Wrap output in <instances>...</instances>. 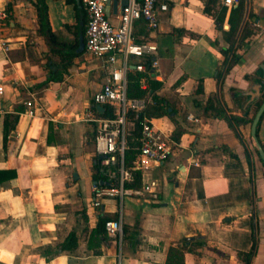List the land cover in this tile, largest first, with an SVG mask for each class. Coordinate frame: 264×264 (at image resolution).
Wrapping results in <instances>:
<instances>
[{
    "label": "crops",
    "instance_id": "crops-1",
    "mask_svg": "<svg viewBox=\"0 0 264 264\" xmlns=\"http://www.w3.org/2000/svg\"><path fill=\"white\" fill-rule=\"evenodd\" d=\"M122 1L107 5L114 24ZM0 8L8 14L0 26V264H166L171 250L182 251L183 264H244L239 254L252 249L249 264H264V165L251 136L264 93V0L233 8L158 0V28L136 22L135 38L156 51L128 59L127 95L142 91L141 116L164 133L171 155L126 183L142 190L153 181V193L99 206L92 187L107 182L93 154L94 124L84 119L112 109L92 101L105 71L84 50L83 0H0ZM226 116L238 121L230 126ZM129 120L127 165L140 135ZM256 137L264 145V113ZM119 217L121 243L100 223ZM69 235L74 245L58 250Z\"/></svg>",
    "mask_w": 264,
    "mask_h": 264
},
{
    "label": "built area",
    "instance_id": "built-area-1",
    "mask_svg": "<svg viewBox=\"0 0 264 264\" xmlns=\"http://www.w3.org/2000/svg\"><path fill=\"white\" fill-rule=\"evenodd\" d=\"M112 0H83L86 14L84 30L85 52L102 62L105 71L102 86L92 96L94 105L107 106L112 109L111 116L102 117L90 111L85 113V121L95 127L93 154L98 164L99 175L106 180L107 185H93V205L99 206L104 198H116L125 195H142L143 191L153 193L155 182L143 185L142 190H133L126 186L132 180L135 171L144 173L150 168L163 165L171 155V144L164 133L156 129L141 113L145 109L144 99L131 98L127 95L128 59H142L155 53L156 46L144 39L137 42L134 36L137 21H144L149 33L154 32L159 25L157 12L158 0H125L121 6L116 24L112 23L106 12L107 5ZM240 0H222L226 8H233ZM8 14L0 8V26ZM122 63L116 65L118 55ZM146 64L138 63L135 70L145 72ZM149 68H156L157 61L151 60ZM1 92V90H0ZM26 113L33 115V105L26 103ZM140 122L137 155L131 165L126 163V153L129 150L131 127L129 116ZM192 120V117H188ZM112 173V174H111ZM115 174L117 177L115 179ZM107 236L121 243L123 239V224L121 217L104 222Z\"/></svg>",
    "mask_w": 264,
    "mask_h": 264
},
{
    "label": "trees",
    "instance_id": "trees-1",
    "mask_svg": "<svg viewBox=\"0 0 264 264\" xmlns=\"http://www.w3.org/2000/svg\"><path fill=\"white\" fill-rule=\"evenodd\" d=\"M38 2L41 4L42 0H38ZM39 12H40V19H41V21L44 22V19H45L44 12L45 11H44V8L41 7V5H40V8H39ZM135 40L137 42H139L136 38H135ZM227 69L228 68H226V70ZM257 87L262 88L263 87V84L260 82L259 84H257ZM133 90H134V93H133L134 97H136V98H141L142 97V94H143L142 91H140L137 88H134ZM263 100H264V93L262 95V100H260V101L257 102V105H256L257 106V109L259 108V106H260V104L262 103ZM109 116H111V114ZM225 119L228 121V123H229L230 126H232V122H237L238 121V118L235 117V116H229V117L226 116ZM134 121H135L134 122L135 129H138L140 127V124H139L140 122H139L138 119H136ZM130 141H131V138L129 137V140H128L129 149H130ZM260 146L262 147V149L264 151V145H261L260 144ZM257 153H258V150H257ZM130 159L131 158H129V151H128L127 152V155H126V163L128 162V164H129L130 163ZM261 162H262V160H261ZM262 164L264 165L263 162H262ZM105 221H106L105 219H102L100 223L102 225H104V222ZM74 242H75L74 236L73 235H69L68 238L63 243L57 245V249L60 250V251H64L65 249H68L71 246H73L74 245ZM252 254H253V249H252V251H250L248 253L239 254V255H240V258L242 259V261L244 262V264H249ZM182 255H183L182 254V251H179V250H171L170 256L168 257V260L166 261V264H183Z\"/></svg>",
    "mask_w": 264,
    "mask_h": 264
},
{
    "label": "water",
    "instance_id": "water-1",
    "mask_svg": "<svg viewBox=\"0 0 264 264\" xmlns=\"http://www.w3.org/2000/svg\"><path fill=\"white\" fill-rule=\"evenodd\" d=\"M112 3H113L114 6L116 5V1H113ZM124 4H125V0L122 1L121 6H123ZM82 49H83V42H81V44H80V50H82ZM261 69L263 71V79H264V64L261 65ZM97 109L99 111H102L103 108H102V106L98 105ZM263 113H264V100L262 101V103L260 104L258 110L256 111L255 116H254V118L252 120V123H251V136L254 139V142L256 144L259 157L262 160V162L264 163V151H263L262 147L260 146V144H259V142L257 140V137H256L257 125H258V122H259V120H260V118H261Z\"/></svg>",
    "mask_w": 264,
    "mask_h": 264
}]
</instances>
